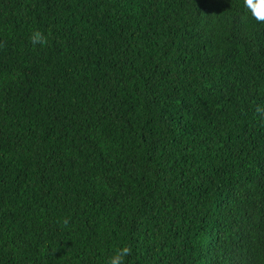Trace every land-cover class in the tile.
<instances>
[{"label":"trees","instance_id":"1","mask_svg":"<svg viewBox=\"0 0 264 264\" xmlns=\"http://www.w3.org/2000/svg\"><path fill=\"white\" fill-rule=\"evenodd\" d=\"M124 244L264 264V23L244 0H0V264Z\"/></svg>","mask_w":264,"mask_h":264},{"label":"clouds","instance_id":"2","mask_svg":"<svg viewBox=\"0 0 264 264\" xmlns=\"http://www.w3.org/2000/svg\"><path fill=\"white\" fill-rule=\"evenodd\" d=\"M245 7L251 12L254 19L259 23H264V0H244ZM45 35L36 31L30 37L33 45L37 42L43 46L46 43ZM67 224V220L64 221ZM132 249L129 245L124 244L115 248L108 258V264H126V258L131 255Z\"/></svg>","mask_w":264,"mask_h":264}]
</instances>
